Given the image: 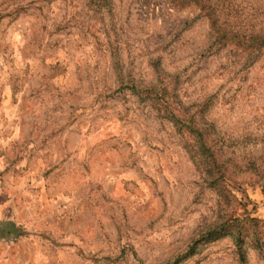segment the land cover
<instances>
[{
  "label": "rangeland",
  "instance_id": "rangeland-1",
  "mask_svg": "<svg viewBox=\"0 0 264 264\" xmlns=\"http://www.w3.org/2000/svg\"><path fill=\"white\" fill-rule=\"evenodd\" d=\"M186 2L0 0V264H264V50Z\"/></svg>",
  "mask_w": 264,
  "mask_h": 264
},
{
  "label": "trees",
  "instance_id": "trees-1",
  "mask_svg": "<svg viewBox=\"0 0 264 264\" xmlns=\"http://www.w3.org/2000/svg\"><path fill=\"white\" fill-rule=\"evenodd\" d=\"M103 1L105 2L107 0ZM186 3H192L197 6L200 12L209 20L211 28L209 51L224 48L228 45L251 49L253 52L264 50V24H259L260 28L249 26L241 15V8L237 5V0H188ZM233 19L235 20L234 22ZM133 91L139 96H142V93H147V95L150 93L154 94L158 106H162L159 94L154 90L148 91L133 87ZM202 134V130L199 129L198 136L200 138H202ZM202 148L209 161L211 159V157L208 156L210 149H208L205 144L202 145ZM206 164H208V162H206ZM239 222H250L255 228H258L261 223L260 220L254 218L244 219L243 221H240V219H233L231 222L224 223L220 227L210 230L206 237L212 238L220 236L222 231L225 233L224 231H226V229L231 230L232 224ZM237 228L239 235L237 238V245L239 247L240 260L245 264L246 256L243 250V240L241 238L243 229L239 225ZM190 254L192 255L193 252Z\"/></svg>",
  "mask_w": 264,
  "mask_h": 264
}]
</instances>
